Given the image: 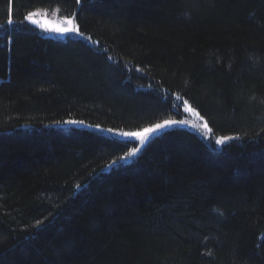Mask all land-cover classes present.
<instances>
[{"label": "trees", "instance_id": "trees-1", "mask_svg": "<svg viewBox=\"0 0 264 264\" xmlns=\"http://www.w3.org/2000/svg\"><path fill=\"white\" fill-rule=\"evenodd\" d=\"M0 264H264V0H0Z\"/></svg>", "mask_w": 264, "mask_h": 264}, {"label": "rangeland", "instance_id": "rangeland-1", "mask_svg": "<svg viewBox=\"0 0 264 264\" xmlns=\"http://www.w3.org/2000/svg\"><path fill=\"white\" fill-rule=\"evenodd\" d=\"M68 19H70V18H68ZM28 20H29V22H31L35 26L42 28L44 31H46L50 34H53V35L62 36V37L67 36V35H74V36L79 35V34H76V32H74V31L68 32V33H60L58 31H56V29L64 28V27L78 28L76 21L74 19H71L73 21L72 24H68V20L66 18L60 17L57 11H37V12L33 13L31 16H29ZM186 112H187L188 117L185 119V121L173 120V121H168V122H171L168 124H165V122H163L160 124L164 125V127L159 128V129H156L155 126L145 128V129H153V131L145 133L144 139H141V137H138V136H126V135H124L125 133H131V132H118V133H116L117 136H119V138H122L125 140H133L138 145V147L136 146V148H134L130 152V154L127 156L128 158L126 160L122 159V161H127L126 163L131 161L134 156H136L137 154H139L143 150L145 145L148 143V141L154 135H156L157 133H159L165 129L173 127V126H190L192 128H195L197 131L201 132L205 136H209L210 130H209L208 125L196 113V111H194L191 108H187ZM145 129H143L142 131L133 132V133H144ZM137 149H138V151H135V155H131V153Z\"/></svg>", "mask_w": 264, "mask_h": 264}, {"label": "snow or ice", "instance_id": "snow-or-ice-1", "mask_svg": "<svg viewBox=\"0 0 264 264\" xmlns=\"http://www.w3.org/2000/svg\"><path fill=\"white\" fill-rule=\"evenodd\" d=\"M66 19L68 20V24H72L73 23V21L71 19H68V18H66ZM9 22H11V21L9 20ZM56 31H58L60 33H68V32H73L74 31V32H76V34H79L78 28H71V27L59 28V29H56ZM68 123H70V124H76V123H83V122L68 121ZM168 123H171V122H168V121L165 122V124H168ZM162 127H164V125H161V124L155 125V128L156 129H159V128H162ZM109 131H111V130H109ZM151 131H153V129H145L144 130V133H125L124 135H126V136H138V137H141V139H144L145 138V135L144 134L145 133H148V132H151ZM226 139H229V138H227V137H221L220 139H218L216 141V143L223 144ZM135 151H138V149L137 150H134L131 153V155H135ZM127 158H128L127 156L126 157H123V159H125V160Z\"/></svg>", "mask_w": 264, "mask_h": 264}]
</instances>
